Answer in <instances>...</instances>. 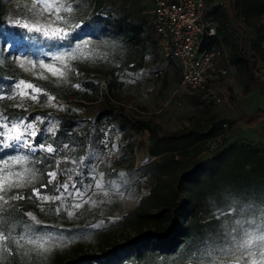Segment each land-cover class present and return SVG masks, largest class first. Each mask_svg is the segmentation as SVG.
I'll list each match as a JSON object with an SVG mask.
<instances>
[{
	"label": "trees",
	"instance_id": "1",
	"mask_svg": "<svg viewBox=\"0 0 264 264\" xmlns=\"http://www.w3.org/2000/svg\"><path fill=\"white\" fill-rule=\"evenodd\" d=\"M11 1L0 0V38L19 41V44L10 53H0L4 59L3 64H0V77H3L0 79V95L9 94V86L13 81L24 78L13 64L12 55L17 50L26 47L32 57L44 56L48 60L52 54L64 50L50 47L49 42L35 34L33 40L24 41L23 35L26 33L23 29L3 22L1 14ZM228 3L235 21L248 23L250 18L264 16V0H228ZM76 5L83 9V13L73 23L92 26L84 29L82 38L92 37L114 50L107 51L90 45L92 52L86 55H91L92 59L70 61L75 71L68 73L66 82H43L40 87L54 95L56 102L66 101L74 94L86 101L100 95L103 101L96 113V120L106 118L121 132H148L147 151L153 160L134 172L138 177L152 176L155 184L150 193L141 198L136 210L124 215L119 235L105 236L99 240L96 254L84 252L83 247L78 245L68 255L54 253L41 256L30 252V246L25 245L18 250L14 248V254L6 257V264H186L183 258L189 255L191 249L196 248L200 249L199 255L207 264L201 241L227 233L223 224L225 219H250L257 224L264 220V150L251 144L230 143L220 147L212 156L204 158L209 144L225 140L228 131L236 124L235 121L211 116L202 125L161 132L153 121L130 116L122 106L110 102L109 94L121 89L124 79L129 74H136L143 66L147 47L152 44L149 34L152 32L151 27L148 25L149 30H146L142 23L132 22L125 15L105 13L101 0H80ZM216 13L217 9H211L204 16L214 21ZM235 28L239 34L229 62L239 70H246L248 60L251 59L254 68L256 58L249 55L246 38L237 25ZM218 33L216 26V35L205 37L202 47H219ZM153 43L155 46V41ZM88 73L102 74L108 78L106 93L100 94L98 85L86 77L78 79ZM69 74H73L74 79ZM258 78L264 80V75L258 74ZM78 80L85 87L81 93L72 90V85ZM44 101L45 97L41 96L40 103L44 104ZM0 102L3 104V112L21 116L13 107L16 101L5 99ZM36 114L45 113L38 110ZM56 117L58 126L55 135L37 137V143H51L57 152L35 153L31 156L26 167L39 169V174L33 185L24 189L26 198L33 187L47 183L46 173L57 166V161L62 174H67L72 166L81 162L89 147L88 133L75 129V115L59 113ZM259 121H262L264 130V108L240 119L246 126H254ZM65 144L68 148H64ZM12 153L13 149L0 147V159H10ZM126 162L129 168H133L132 147H128L125 156H118V164ZM76 183L81 184L79 176ZM221 197L226 198L224 202L231 213L215 218L209 215L214 209L211 202H220ZM30 209H33L31 205L10 202V206L3 212L5 227L15 223L17 227L14 234L21 232L20 224H31L24 215ZM43 218L50 220L53 217ZM55 218L65 223V220Z\"/></svg>",
	"mask_w": 264,
	"mask_h": 264
},
{
	"label": "rangeland",
	"instance_id": "2",
	"mask_svg": "<svg viewBox=\"0 0 264 264\" xmlns=\"http://www.w3.org/2000/svg\"><path fill=\"white\" fill-rule=\"evenodd\" d=\"M105 13L110 12L113 15H125L130 21L143 24L146 30L150 25V1L149 0H101ZM207 7L217 9L214 15V21L218 26L219 46H221L228 55L231 54L235 47L237 35L235 25L243 33L247 41V49L250 56L256 58V65L252 67V60H248L246 70H239L232 66L229 74L220 79L215 78L211 83L212 94L200 93L190 95L181 86L180 70L176 65H168L164 63L156 53L152 32H148L151 38V45L147 47V55L143 66L136 74H129L124 79V86L109 94V100L112 103L122 106L128 115H134L141 119H148L156 123L161 132H169L180 130L186 127L202 125L211 116L219 118H227L235 121V125L231 128L227 137L223 141L212 142L209 144V150L204 154V158L210 157L217 150L230 143H245L258 146L264 150V130L262 125L246 126L240 122L245 114H250L257 107L264 106V80L258 78V74L264 75V16L260 18H250L248 23L239 20L236 22L229 11V3L227 0H206ZM32 0H12L1 14V19L8 25L11 20L25 18L28 14L27 8H30ZM224 10V11H223ZM223 11V14H220ZM83 9L74 5V11L70 15V21L73 23L82 15ZM89 42V45H95L107 51L114 49L105 43L92 37L83 38ZM258 47V48H257ZM22 55L27 59H33L37 62L43 59L46 63L50 62L48 58L42 56L32 57L26 47H22L12 55L14 66L21 72L23 79L30 81L38 86L43 82H59L64 81L58 77L52 76L47 70L41 69L38 65L33 70L21 69L15 62L14 57ZM57 66H60L57 63ZM30 68V66H26ZM162 70V74H157L158 70ZM41 74L46 79L40 78ZM74 79L73 74H69ZM86 77L98 85L100 94L106 93V82L108 78L102 74L88 73L82 75L78 79ZM21 78H17L18 81ZM66 82V81H64ZM75 85H79L76 87ZM72 90L76 93L85 91V87L78 82L72 85ZM105 95V94H104ZM217 96L220 102H215L212 97ZM102 97L99 95L91 101L80 99L77 94L70 95L68 100L53 103L63 105V110L58 107L42 106L40 102H33L30 99L25 100L24 108L13 106L21 113L19 117H25L28 121H32L34 117L40 116L44 123L38 124L40 134L38 138L45 134H52L46 131L51 124L58 126L56 117L59 113L75 115V129L79 132L88 133L89 147L83 163L72 166L67 174H62L60 168L54 167L51 171L56 170L58 176L51 188H40L42 194L59 195L63 192L61 200L40 202L35 197L31 200L15 201L19 205H31V212L38 221L34 227L38 229L37 235H62L64 239H72L73 242L66 247L56 248L53 252L46 255L59 253L68 255L75 251L80 245L84 252L96 254L98 242L105 236H118L124 215L132 213L136 210L142 197L147 196L155 184V179L148 175L138 177L134 172L153 160L149 155L147 146L149 144V133L146 131H126L121 132L115 124H111L106 118L96 120V113L102 103ZM14 105V104H13ZM43 111L44 115L36 114V111ZM0 111H4L3 104L0 102ZM37 140V138H36ZM38 144V143H37ZM117 148L113 150L112 146ZM37 145L34 144V147ZM128 147H132L134 152L133 168H129V163L118 164L119 155H126ZM36 153H46L37 148ZM35 154V153H34ZM18 155H26L29 160L33 153L26 149H15L11 157ZM28 165L25 164L24 167ZM94 169V171H93ZM19 170V168L17 169ZM124 173L121 178L118 174ZM103 174L105 181V191L109 192L108 196H104L95 187L87 190V195L83 198L78 197L76 190L85 191V185L94 184V177ZM79 176L81 184L76 183ZM49 179V178H48ZM115 181L122 184L121 192L123 195L112 190L108 181ZM59 183H68L67 191L61 189L57 192ZM27 184L24 187L13 189L23 194L24 189L32 186ZM75 185V187H73ZM71 194V195H70ZM91 197L93 201H97L95 205L85 203ZM225 199L221 197L220 202H211L214 209L209 215L220 218L225 214L231 213ZM81 203V208L76 209L74 205ZM59 209V211H57ZM26 212V213H27ZM68 212H73L72 216ZM53 217L46 220L43 217ZM65 220V223L61 220ZM238 218L230 217L223 221L226 231L234 226L235 220ZM242 220H250L243 219ZM32 223V221H30ZM31 247V246H30ZM28 248V250L30 249ZM30 251V250H29ZM36 253L35 251H30ZM37 254V253H36ZM39 255V254H38ZM42 256V255H41Z\"/></svg>",
	"mask_w": 264,
	"mask_h": 264
},
{
	"label": "snow or ice",
	"instance_id": "3",
	"mask_svg": "<svg viewBox=\"0 0 264 264\" xmlns=\"http://www.w3.org/2000/svg\"><path fill=\"white\" fill-rule=\"evenodd\" d=\"M80 0H32L30 8L26 9L27 16L21 19L11 20L12 26L21 28L26 33L23 35L24 41H31L35 35H39L43 40L49 42L50 47L64 49L50 56V62H45L40 59L38 62L33 59H27L22 55L14 57L15 62L21 69L33 70L37 65L44 70H47L54 77H58L67 81L68 73L75 71L70 65V61L77 59L91 60L92 49L89 42L82 38L81 33L85 28H91L89 24L72 23L70 15L74 11V5ZM80 41V42H77ZM19 41L4 40L0 38V53H10L13 48L18 47ZM4 59L0 57V64H3ZM57 62L60 66H57ZM30 66V68L26 67ZM42 79H46L42 74ZM3 79V77H0ZM79 87V85H75ZM10 93L0 95V101L13 100L16 103L15 107L24 108L25 100L30 99L33 102H40V97L44 96L45 101L42 106L58 107L63 110V105L53 103L56 97L42 87L21 78L18 81H13L9 86ZM44 123L43 118L36 116L32 121H28L25 117H16L0 111V147L5 149H26L31 153H36L37 148L46 153H56L57 148H54L51 143H38L37 136L40 134L38 124ZM47 132L55 135L57 125L51 124L46 129ZM34 144L37 146L34 147ZM64 148H68L65 144ZM113 150L117 148L114 144ZM49 159V158H45ZM29 162L26 155H18L10 159H0V264H6V257L14 254L13 249L23 248L25 245L31 246L30 251H35L39 255H45L53 252L56 248L69 246L73 240L64 239L62 235H37L39 231L34 226L40 221L31 213L26 215L31 224L24 222L20 224L21 232L14 234L17 224L6 225L3 212L10 202L24 200L26 197L20 192H12V190L24 187L27 184L34 183L39 169H31L24 167ZM43 163V161H36ZM83 158H81V164ZM19 166V170H17ZM59 168V161H57ZM94 171V169H93ZM46 184H42L41 188H48L53 184L58 176L56 170L46 173ZM121 178L124 173L118 174ZM94 184L85 185V191L76 190V195L83 198L87 195V190L95 187L104 196H108L109 192L105 191V181L103 174L94 177ZM126 181L117 183L108 181L112 190L123 195L121 192L122 184ZM68 183H59L57 192L61 189L67 191ZM75 187V185H73ZM11 193V194H10ZM71 195V194H70ZM63 192L59 195L42 194L40 188H34L28 194L27 199L31 200L34 197L40 202H50L61 200ZM95 205L97 201H93L91 197L85 203ZM81 203H76V209L81 208ZM59 211V209H57ZM73 212H68L72 216ZM203 255L207 257V264H264V220L257 224L254 220L236 219L234 226L227 233H221L215 238H204L202 241ZM200 249H191L189 255L184 257L186 264H205V260L199 255ZM179 255V254H177ZM175 264V262H173Z\"/></svg>",
	"mask_w": 264,
	"mask_h": 264
},
{
	"label": "built area",
	"instance_id": "4",
	"mask_svg": "<svg viewBox=\"0 0 264 264\" xmlns=\"http://www.w3.org/2000/svg\"><path fill=\"white\" fill-rule=\"evenodd\" d=\"M149 1L157 55L164 63L179 68L181 86L188 94L211 95L212 81L228 75L229 56L221 46L202 47L205 37L216 35L215 22L204 16L206 0ZM212 99L220 102L217 96Z\"/></svg>",
	"mask_w": 264,
	"mask_h": 264
},
{
	"label": "crops",
	"instance_id": "5",
	"mask_svg": "<svg viewBox=\"0 0 264 264\" xmlns=\"http://www.w3.org/2000/svg\"><path fill=\"white\" fill-rule=\"evenodd\" d=\"M228 1V0H227ZM206 7H207V1H206ZM212 8L211 7H207V11H209V10H211ZM230 11V10H229ZM236 22H239V20H237ZM216 26H217V24H215ZM229 57H230V55H228ZM231 67H232V65L230 64V62L228 63V71L230 72V69H231ZM229 72H228V74H229ZM220 79H224V78H220ZM264 100V99H263ZM263 103H264V101H263ZM264 108V106L262 107V106H260V107H257L253 112L251 111L250 112V114H254L257 110H261V109H263ZM250 114H245V115H250ZM223 118V117H222ZM257 124H260V125H262V121H259ZM257 124H255V125H257Z\"/></svg>",
	"mask_w": 264,
	"mask_h": 264
}]
</instances>
